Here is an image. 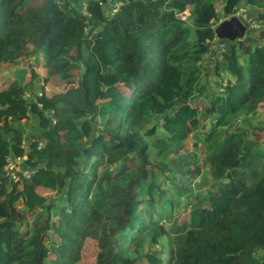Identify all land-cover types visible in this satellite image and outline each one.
<instances>
[{
	"label": "trees",
	"instance_id": "trees-1",
	"mask_svg": "<svg viewBox=\"0 0 264 264\" xmlns=\"http://www.w3.org/2000/svg\"><path fill=\"white\" fill-rule=\"evenodd\" d=\"M83 2L0 0V264H264V45L214 34L264 0Z\"/></svg>",
	"mask_w": 264,
	"mask_h": 264
},
{
	"label": "rangeland",
	"instance_id": "rangeland-1",
	"mask_svg": "<svg viewBox=\"0 0 264 264\" xmlns=\"http://www.w3.org/2000/svg\"><path fill=\"white\" fill-rule=\"evenodd\" d=\"M240 11H243L244 14L248 18L253 19L256 22V18H257L258 13H255L249 7H244L242 9H240L239 12ZM262 11L263 10H260L259 12H262ZM189 14H190V12H189V10H187L183 16V19L187 20L188 22H190L187 19ZM256 32L253 30H247L246 35H245L246 39H243L244 43L247 45H250L252 49L256 46V44L264 45V38L261 37V33H262V35L264 33V28L261 29L260 31H256ZM253 34H255V35L259 34V35L255 36ZM250 37H252V40L249 39ZM239 52H240V50H237V53H239ZM215 58L217 61L222 62L223 61L222 52L217 53ZM203 65L205 66V69H206V71L204 73L205 76L203 77V82H207L206 83V93L204 94L203 97L208 99V98H211L212 96H214L215 94L220 93L221 91L218 89V81H217V78L215 77L214 72H213L214 68H215L214 61L213 60L205 61V63H203ZM38 71H39V69H38ZM2 83H4V82L1 79V74H0V85ZM36 91H38V88H36ZM203 97L196 101L197 106L203 105L204 102L201 101L203 99ZM205 107L206 106H204L203 108H205ZM32 122L33 121L28 120L24 123L22 122L19 126L20 130H22V133L24 135L25 142L27 141V139L29 138V136L32 133H37V129L33 127L35 125V123L34 122L32 123ZM238 126L244 128L246 130H249V132L255 131L261 135V131L264 130V105H262L261 108L258 109L257 114L249 116V117L241 118L238 121ZM194 143H195V140L193 139V137L190 136L187 139V141H185L183 143V153L197 150V147L194 146ZM21 165H22V161L17 160V163L15 165L10 164L9 167L15 168L17 172H20ZM171 168H174V167L172 166ZM23 175L28 176L27 173H24ZM202 175L203 176L199 179L200 184L198 186H196V185L194 186L196 190H201V185L204 184L203 182H207V184L209 182V178L206 175L205 171L203 172ZM16 180H17V178H16ZM176 182H177V184H179V180H176ZM14 197L16 199L17 205L20 208H24L25 203H24L23 198L17 194H15ZM95 255H96V248H95L94 243L90 240L86 241L84 247L82 248L81 259H80L78 264H93L94 260H95Z\"/></svg>",
	"mask_w": 264,
	"mask_h": 264
},
{
	"label": "water",
	"instance_id": "water-1",
	"mask_svg": "<svg viewBox=\"0 0 264 264\" xmlns=\"http://www.w3.org/2000/svg\"><path fill=\"white\" fill-rule=\"evenodd\" d=\"M247 26L244 25L240 18L231 16L218 23L214 30L217 40L233 43L236 40L241 41L245 38ZM261 37L264 38V33ZM261 38V39H262Z\"/></svg>",
	"mask_w": 264,
	"mask_h": 264
},
{
	"label": "built area",
	"instance_id": "built-area-1",
	"mask_svg": "<svg viewBox=\"0 0 264 264\" xmlns=\"http://www.w3.org/2000/svg\"><path fill=\"white\" fill-rule=\"evenodd\" d=\"M94 2H96L101 8L104 6L102 0H93ZM112 1L113 0H107V2H109L112 5ZM114 6V5H113ZM113 6L112 7V11L115 12V8ZM240 10V9H239ZM239 10L237 12H235V14L233 16L240 18L241 21L244 23V25H246L248 27V30H259L260 29V25L257 24L253 19L248 18L243 11ZM225 44L223 43H219V44H213L212 45V51H216V52H225ZM10 169H12V167H10Z\"/></svg>",
	"mask_w": 264,
	"mask_h": 264
},
{
	"label": "crops",
	"instance_id": "crops-1",
	"mask_svg": "<svg viewBox=\"0 0 264 264\" xmlns=\"http://www.w3.org/2000/svg\"><path fill=\"white\" fill-rule=\"evenodd\" d=\"M72 1H73V3H78V2H80V0H72ZM81 2L84 4L83 0H81ZM83 4H82V5H83ZM260 30H261V29H259V30H254V31L256 32V31H260ZM256 33H257V32H256ZM253 35H255V34H253ZM256 35H259V34H256ZM256 35H255V36H256ZM244 39H246V38H244ZM249 39L252 40V37H250Z\"/></svg>",
	"mask_w": 264,
	"mask_h": 264
},
{
	"label": "clouds",
	"instance_id": "clouds-1",
	"mask_svg": "<svg viewBox=\"0 0 264 264\" xmlns=\"http://www.w3.org/2000/svg\"><path fill=\"white\" fill-rule=\"evenodd\" d=\"M221 22V21H220ZM243 23V22H242ZM244 24V23H243ZM247 30H248V28H247ZM254 31V30H253ZM219 41V40H218ZM241 41H243V40H241ZM224 44V43H223ZM225 47H226V45H225ZM225 51H226V49H225ZM211 52H216V51H211ZM217 53H219V52H217Z\"/></svg>",
	"mask_w": 264,
	"mask_h": 264
}]
</instances>
